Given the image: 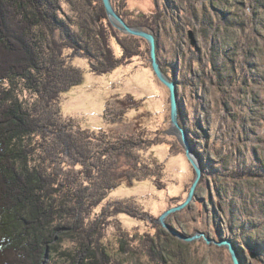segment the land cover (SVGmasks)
Wrapping results in <instances>:
<instances>
[{"label":"rangeland","instance_id":"obj_1","mask_svg":"<svg viewBox=\"0 0 264 264\" xmlns=\"http://www.w3.org/2000/svg\"><path fill=\"white\" fill-rule=\"evenodd\" d=\"M123 1L113 4L122 6ZM124 2L121 12L130 20L161 14L154 30L158 58L177 82L180 116L203 167L194 200L166 222L186 236L229 239L241 264H264V0ZM62 5L74 16L68 3ZM111 42L121 56L119 45ZM141 50L132 63L103 75L91 71L87 56L72 53V64L84 71V80L61 95L64 116L84 129L133 133L145 128L165 141L147 153L165 167L162 189L150 179L125 180L96 208L94 217L119 201L137 205L128 203L129 213L107 221L104 243L123 264L155 263L141 244L145 234L155 240L160 236L167 264H233L225 247L208 245L204 237L184 241L158 222L166 210L185 201L195 171L171 132L170 93L152 69L146 40H141ZM127 94L142 106L130 110L124 123L108 124L103 117L107 102ZM162 230L169 236L159 235ZM124 242L125 252L120 249Z\"/></svg>","mask_w":264,"mask_h":264},{"label":"trees","instance_id":"obj_2","mask_svg":"<svg viewBox=\"0 0 264 264\" xmlns=\"http://www.w3.org/2000/svg\"><path fill=\"white\" fill-rule=\"evenodd\" d=\"M124 1L114 7L129 25L157 32L161 14L127 19ZM141 40L119 34L102 0H0V264H123L109 253L105 229L134 201L113 203L97 217L95 210L125 180L150 179L162 189L165 167L147 153L164 138L145 128L84 129L64 116L61 95L84 80L72 53L87 56L91 71L103 75L140 56ZM141 106L127 94L108 101L103 117L118 126ZM180 123L186 130L181 116ZM158 238L145 234L141 244L154 264H167ZM120 249L128 250L125 242Z\"/></svg>","mask_w":264,"mask_h":264},{"label":"water","instance_id":"obj_3","mask_svg":"<svg viewBox=\"0 0 264 264\" xmlns=\"http://www.w3.org/2000/svg\"><path fill=\"white\" fill-rule=\"evenodd\" d=\"M102 1H103L105 10H106L108 19L114 28H116L117 30H119L120 32L124 34L143 38L148 42L149 50H150V63H151L152 69L156 77L158 78V80L168 88L169 93H170L171 132L178 138L185 152V156L188 162L191 164V166L193 167L195 171V179L190 187L188 196L185 199V201L177 206L171 207L168 210H166L158 219L159 224L162 225L165 229H167L168 232L172 234L174 237H178L184 241L191 242L196 239H200L204 237L208 245L214 243L218 247H225L231 255L233 264H241L237 251L235 247L233 246V243L229 239L216 241L209 237H206L205 234H202V233H197L193 236H186V235L179 233L176 229L172 228L166 222V219L170 215L187 208L190 205V203L194 200L196 196L197 188L202 180L203 167L199 160L198 154L196 153L192 143L190 142V139H189V136L186 130L180 123V109H179V100H178V94H177V82L166 74V72L164 71L159 61L158 44H157V38H156L155 31L150 27H148L147 29H144L141 27L129 25L125 21V19L116 11L114 4H113V0H102ZM190 37H191L192 43L194 44V38L192 36V33ZM49 259H50V249L48 247L47 253H46V263L49 261Z\"/></svg>","mask_w":264,"mask_h":264},{"label":"bare ground","instance_id":"obj_4","mask_svg":"<svg viewBox=\"0 0 264 264\" xmlns=\"http://www.w3.org/2000/svg\"><path fill=\"white\" fill-rule=\"evenodd\" d=\"M231 241V240H230Z\"/></svg>","mask_w":264,"mask_h":264}]
</instances>
